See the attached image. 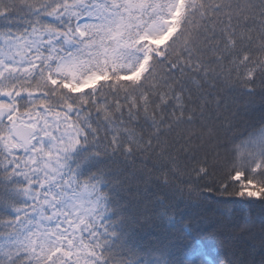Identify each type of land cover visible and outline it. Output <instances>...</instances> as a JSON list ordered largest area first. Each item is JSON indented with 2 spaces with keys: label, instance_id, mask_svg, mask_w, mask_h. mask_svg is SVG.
<instances>
[{
  "label": "snow or ice",
  "instance_id": "6c2138e0",
  "mask_svg": "<svg viewBox=\"0 0 264 264\" xmlns=\"http://www.w3.org/2000/svg\"><path fill=\"white\" fill-rule=\"evenodd\" d=\"M257 95L264 0H0V264H174L140 258V206L175 226L152 189L209 178ZM230 151L198 195L264 205V117Z\"/></svg>",
  "mask_w": 264,
  "mask_h": 264
},
{
  "label": "trees",
  "instance_id": "16d2710c",
  "mask_svg": "<svg viewBox=\"0 0 264 264\" xmlns=\"http://www.w3.org/2000/svg\"><path fill=\"white\" fill-rule=\"evenodd\" d=\"M236 101L232 111L225 113L232 127L230 131L220 133V143L227 147L219 149L221 159L210 169L212 175L191 185L187 183V176L176 179L171 188L162 192L152 189L173 206L169 214L175 217V226L161 221L156 215L155 197H149L140 206L139 223L131 229L140 249V258L151 259L164 250L174 264H190L194 253H203L209 264L223 259L231 260L232 264H264V232L258 223V217L264 215V205L259 202L249 204L246 198L235 195L214 193L208 200L198 195L205 191V184L235 183L228 175L233 161L231 145L239 138L258 132L261 127L264 117L261 97L237 96ZM209 159H212L211 155ZM235 190V187L229 188L230 192ZM246 220L252 223L245 224Z\"/></svg>",
  "mask_w": 264,
  "mask_h": 264
}]
</instances>
